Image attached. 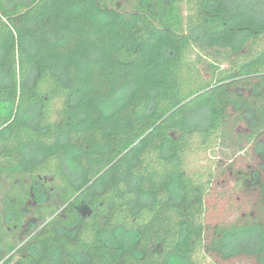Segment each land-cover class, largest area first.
I'll list each match as a JSON object with an SVG mask.
<instances>
[{
	"label": "trees",
	"instance_id": "obj_1",
	"mask_svg": "<svg viewBox=\"0 0 264 264\" xmlns=\"http://www.w3.org/2000/svg\"><path fill=\"white\" fill-rule=\"evenodd\" d=\"M226 138L259 212L210 226L221 161L200 162ZM20 175L5 214L42 226L0 264H264V0H0V180Z\"/></svg>",
	"mask_w": 264,
	"mask_h": 264
},
{
	"label": "rangeland",
	"instance_id": "obj_2",
	"mask_svg": "<svg viewBox=\"0 0 264 264\" xmlns=\"http://www.w3.org/2000/svg\"><path fill=\"white\" fill-rule=\"evenodd\" d=\"M8 7L17 2H28L29 0H4ZM121 9H129L135 6L139 0H107ZM228 138L214 152L201 159L202 165H212L215 161H221V172H218L211 188L207 194L205 222L210 226L248 221L253 213H258L257 205L254 206L253 197L248 196L241 189L237 179V174L241 169H246L254 164V158L250 151V144L242 141L233 145ZM17 178L2 177L0 180V256L7 258L9 256L6 242L24 243L27 240L28 232L31 229H40L39 214L34 210L33 202L29 203L27 210L28 223L23 228L17 226L11 215L5 214L3 205V190L13 191V187L30 188V178L27 176H16ZM53 201V199H51ZM62 210V209H61ZM6 241V242H5ZM213 257H205V261L210 263ZM218 264H256V262L246 256H240L234 259L219 261Z\"/></svg>",
	"mask_w": 264,
	"mask_h": 264
}]
</instances>
